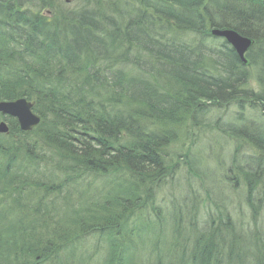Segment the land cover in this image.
Here are the masks:
<instances>
[{
  "label": "trees",
  "instance_id": "obj_1",
  "mask_svg": "<svg viewBox=\"0 0 264 264\" xmlns=\"http://www.w3.org/2000/svg\"><path fill=\"white\" fill-rule=\"evenodd\" d=\"M213 28L253 39L246 65ZM19 98L42 123L23 133L0 114V264H64L93 234L100 264H132L140 228L123 229L155 206L176 159L206 182L209 160L170 150L192 130L232 140L227 177L247 191L255 228L210 215L191 244L178 213L169 264H264V0H0V102ZM88 177L109 189L72 206L65 190ZM165 223L142 226L165 236Z\"/></svg>",
  "mask_w": 264,
  "mask_h": 264
},
{
  "label": "rangeland",
  "instance_id": "obj_2",
  "mask_svg": "<svg viewBox=\"0 0 264 264\" xmlns=\"http://www.w3.org/2000/svg\"><path fill=\"white\" fill-rule=\"evenodd\" d=\"M213 119H215V117ZM192 132L194 134L192 135L193 138H191V141L195 142L194 145H192L190 143L191 141L188 139H184L185 142H180L176 146L170 148L172 154H184L189 152L192 156H199L201 159L209 160L210 168H215L218 172L203 166L202 169L205 171L204 180H206V182H203L202 179L199 180L195 178L196 175H190L189 170L186 168L184 158L179 160L176 159L175 163H179L175 164V175L168 178L162 189L156 192V196L154 197L155 206H153V208L150 206L139 213H135V217L131 219L130 224L123 229L124 232L130 233L134 228H140L138 233L135 232L134 235V241L138 252L135 253V261L133 260L132 264H157L159 258H163V256L164 263L169 264L170 260L167 255L169 254V248H171L170 245H172L170 242V233L173 231L174 218L178 213L184 214V228H190L188 224L189 220L191 221L189 211L193 207V203H191L190 200L194 195L198 198V203H195L197 205L194 206L197 207V213H199L198 221L201 227L206 229L207 227L209 228L210 215L216 217L220 213L225 214L229 212L231 221L238 229L243 228L251 230L255 228V224L252 221V210L248 205V200H246L247 191L242 188L240 183L236 184L237 181H231L227 177L229 176V178L232 179V177H230L232 174L228 172L231 166V157L229 154H232L235 148L234 144H232V140L219 138L214 132L209 130H196L195 132L192 130ZM238 144L240 146L244 145L242 142H238ZM246 151L245 149L244 153H246ZM109 182L110 180H98L94 179V177H88L77 185V187L74 186V188H70L68 191L66 189L65 192L69 197H73V200H75V204H73L72 200H68L70 203L69 205L73 204L72 206H78L77 203L79 201H76L79 199L78 197L80 195L84 198L86 197L85 200H82L81 205H85L86 202L88 205L90 200H95L94 198H96L95 195L97 192H106V190L109 189ZM215 188L223 194V197L217 198L219 195H217L218 190ZM258 191L264 193V189H259ZM207 195H210L209 198L211 199H209V201L207 200ZM263 196L259 195V201L256 202L257 205ZM58 203L60 204L61 202L58 201ZM154 209L159 210L158 212L163 214V218L166 219L165 224L167 226L163 233L166 237L162 236L161 233L158 235V233L153 232L154 230L152 231V228L148 232V227L142 226L144 222L154 224L155 221H158V216ZM259 221V228L264 232V211L261 213ZM136 237L138 238L136 239ZM165 238H167V242ZM158 240H160V243L165 240V245L164 243L162 245L156 243ZM105 244L106 243L100 239L99 235L93 234L89 236L86 241L78 245L80 247L77 248V252L73 254L74 256H71L72 253H66L67 255L64 257L65 259L63 262L64 264H100L105 252ZM156 244L158 246L160 245V248L154 252L152 250Z\"/></svg>",
  "mask_w": 264,
  "mask_h": 264
},
{
  "label": "water",
  "instance_id": "obj_3",
  "mask_svg": "<svg viewBox=\"0 0 264 264\" xmlns=\"http://www.w3.org/2000/svg\"><path fill=\"white\" fill-rule=\"evenodd\" d=\"M211 36L216 39H224L226 43L235 50L239 59H241L245 65L248 63L246 55L252 49V38L244 37L232 29L224 30L220 28L212 29ZM34 106L35 103L24 98L16 99L15 101L0 102V114L5 117L8 116L16 119L20 125L21 131L28 133L37 128L41 123V117L33 112ZM9 130L10 128L7 123L0 122L1 135H7Z\"/></svg>",
  "mask_w": 264,
  "mask_h": 264
},
{
  "label": "bare ground",
  "instance_id": "obj_4",
  "mask_svg": "<svg viewBox=\"0 0 264 264\" xmlns=\"http://www.w3.org/2000/svg\"><path fill=\"white\" fill-rule=\"evenodd\" d=\"M4 116V115H3ZM5 117V116H4ZM8 117V116H7ZM2 122H5V121H2ZM6 123V122H5ZM18 123V122H17ZM19 128H20V125H19ZM20 131H21V129H20ZM22 132V131H21ZM157 216H158V219H160V220H162V219H164L163 218V214H161L160 212H158L157 214H156ZM192 219V218H191ZM189 225H190V229L189 230H187V232L189 233H187V234H184V236H182V237H185V238H187L186 240H189V242L192 244V241H190V237L192 236V238H195V237H197L198 239H199V237L201 236V235H204L205 234V232H206V228H204V227H201V224H200V222L198 221V218L195 220V219H192V221L191 222H189L188 223ZM194 240H197L196 238L194 239ZM177 263H178V261H176ZM174 263H175V261H174ZM172 264H173V262H172Z\"/></svg>",
  "mask_w": 264,
  "mask_h": 264
}]
</instances>
